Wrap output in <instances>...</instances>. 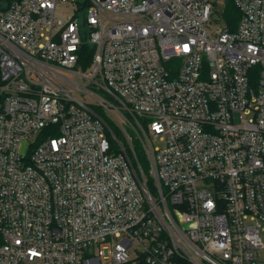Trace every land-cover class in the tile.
Segmentation results:
<instances>
[{"label": "built area", "instance_id": "built-area-1", "mask_svg": "<svg viewBox=\"0 0 264 264\" xmlns=\"http://www.w3.org/2000/svg\"><path fill=\"white\" fill-rule=\"evenodd\" d=\"M0 264H264V0L0 8Z\"/></svg>", "mask_w": 264, "mask_h": 264}, {"label": "trees", "instance_id": "trees-1", "mask_svg": "<svg viewBox=\"0 0 264 264\" xmlns=\"http://www.w3.org/2000/svg\"><path fill=\"white\" fill-rule=\"evenodd\" d=\"M11 1L12 0H10L8 3H10ZM240 17H241L240 10L235 6V4L232 1H228L226 9L224 11V15H223V21L225 22V24L229 26L230 29H235L237 27V23ZM94 52H95L94 46L88 43H84L81 47V58L79 61L80 64H82L84 67H87L89 64L91 65ZM113 131L117 135V138L119 139L122 138V135L119 132V130L113 128ZM108 135L110 137L112 144L115 146L117 143V140L112 135H110V132H108ZM137 148H138V160L147 177L149 188L153 194H156L157 187H156L155 179L149 172V162L147 160L146 155L142 151V147L140 146L139 142H137Z\"/></svg>", "mask_w": 264, "mask_h": 264}, {"label": "rangeland", "instance_id": "rangeland-1", "mask_svg": "<svg viewBox=\"0 0 264 264\" xmlns=\"http://www.w3.org/2000/svg\"><path fill=\"white\" fill-rule=\"evenodd\" d=\"M9 1H10V0H0V8L4 7V5H6ZM219 10L222 11V5H221V3H219V9H218V11H217L216 13H218ZM219 24L225 25V22H224V21L219 22V21L214 20V19L212 20V25H219ZM89 66H91V65L89 64L87 67H89ZM65 73H66V72H65ZM77 80H79V79L77 78ZM106 118L109 119L110 123H111L114 127L117 126L116 123H115V122L113 121V119L111 118V116L107 115ZM137 139H138V138H137ZM151 139H152V142H153L154 145L163 146V143H162L158 138H151ZM138 140H139V139H138ZM139 141H140V140H139Z\"/></svg>", "mask_w": 264, "mask_h": 264}]
</instances>
